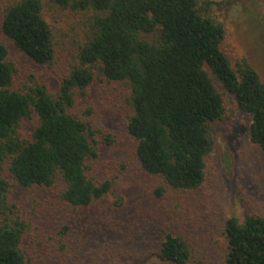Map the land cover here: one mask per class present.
Returning a JSON list of instances; mask_svg holds the SVG:
<instances>
[{
    "label": "trees",
    "instance_id": "trees-1",
    "mask_svg": "<svg viewBox=\"0 0 264 264\" xmlns=\"http://www.w3.org/2000/svg\"><path fill=\"white\" fill-rule=\"evenodd\" d=\"M216 1L0 0V31L35 64L52 66L66 55L60 49L73 48L57 92L37 80L20 89L0 38V264H33L23 244L27 224L12 216L6 168L22 187H50L59 178L60 196L74 206L112 189L110 178L94 173L95 130L74 111L76 94L100 77L128 85L124 126L142 170L161 177L159 196L204 183L212 124L234 113L217 82L250 115V138L264 148V79L246 56L223 49L226 26L209 15ZM26 120L33 122L27 134ZM224 228L220 264H264V212L231 216ZM161 252L176 264H214L192 259L190 242L173 232Z\"/></svg>",
    "mask_w": 264,
    "mask_h": 264
},
{
    "label": "rangeland",
    "instance_id": "rangeland-1",
    "mask_svg": "<svg viewBox=\"0 0 264 264\" xmlns=\"http://www.w3.org/2000/svg\"><path fill=\"white\" fill-rule=\"evenodd\" d=\"M209 15L226 26L223 49L235 59L246 56L264 79V0H217ZM0 38L17 65L16 88L37 80L57 92L72 47L60 49L66 55L54 65L40 66L1 31ZM217 85L234 113L230 121L212 124L215 142L205 181L187 191L167 188L162 196L156 194L161 177L142 170L124 126L128 85L100 77L85 94L77 93L74 111L95 130L94 173L110 178L112 189L89 206H74L60 196L64 184L59 178L50 187H22L6 168L12 216L27 224L23 244L33 264H176L161 252L168 232L190 242L192 259L220 264L227 247L226 219L242 221L264 212V148L250 138V115ZM32 126L26 120L21 130L27 134Z\"/></svg>",
    "mask_w": 264,
    "mask_h": 264
}]
</instances>
